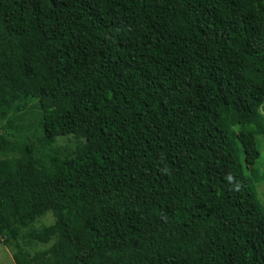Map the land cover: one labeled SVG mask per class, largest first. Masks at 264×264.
Listing matches in <instances>:
<instances>
[{
	"label": "trees",
	"instance_id": "16d2710c",
	"mask_svg": "<svg viewBox=\"0 0 264 264\" xmlns=\"http://www.w3.org/2000/svg\"><path fill=\"white\" fill-rule=\"evenodd\" d=\"M31 100L81 142L0 134L15 264H264V0H0V121Z\"/></svg>",
	"mask_w": 264,
	"mask_h": 264
},
{
	"label": "rangeland",
	"instance_id": "374dc122",
	"mask_svg": "<svg viewBox=\"0 0 264 264\" xmlns=\"http://www.w3.org/2000/svg\"><path fill=\"white\" fill-rule=\"evenodd\" d=\"M39 112L36 100L17 102L15 108L10 110L6 117L1 119L0 134L14 141L32 142L35 154L43 163H49L53 156L63 157L73 155L81 140L71 135L58 136L51 144L44 146L40 144ZM256 145L259 150V157L252 169L244 168V173L256 190L259 204L264 209V136H256ZM52 222L53 216L48 212L41 219H38L31 226V229L35 230ZM17 243L29 253L44 249L47 246V244L35 241L27 242L26 239L21 237ZM15 251L16 246L14 243L9 245L0 243V264H15L12 259V254Z\"/></svg>",
	"mask_w": 264,
	"mask_h": 264
}]
</instances>
